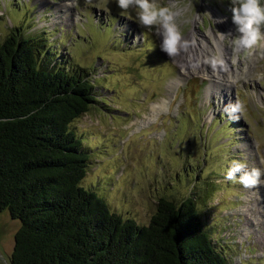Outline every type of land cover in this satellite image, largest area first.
Instances as JSON below:
<instances>
[{"label": "rangeland", "instance_id": "obj_1", "mask_svg": "<svg viewBox=\"0 0 264 264\" xmlns=\"http://www.w3.org/2000/svg\"><path fill=\"white\" fill-rule=\"evenodd\" d=\"M63 1L0 0V42L11 32L33 37L46 49L44 62L90 79L97 103L69 125L88 156L79 185L139 225L157 198L191 196L226 264H264V183H239L243 171L264 173V39L236 51L232 8L239 4L155 0L178 13L174 22L188 42L169 57L159 25H142L134 6L78 0L70 18L54 20ZM259 27L264 35V22ZM214 60L223 63L214 67ZM238 103L242 110L233 112ZM233 162L246 168L228 180ZM18 226L0 210L3 264Z\"/></svg>", "mask_w": 264, "mask_h": 264}, {"label": "trees", "instance_id": "obj_2", "mask_svg": "<svg viewBox=\"0 0 264 264\" xmlns=\"http://www.w3.org/2000/svg\"><path fill=\"white\" fill-rule=\"evenodd\" d=\"M45 51L18 33L0 42V210L19 222L5 264H226L193 197L157 198L139 225L79 185L88 156L69 125L98 98Z\"/></svg>", "mask_w": 264, "mask_h": 264}, {"label": "clouds", "instance_id": "obj_3", "mask_svg": "<svg viewBox=\"0 0 264 264\" xmlns=\"http://www.w3.org/2000/svg\"><path fill=\"white\" fill-rule=\"evenodd\" d=\"M78 0H68V6H75ZM90 3L91 0H88ZM239 7H233V23L237 25V31L240 35L234 40L236 51L240 49H252L258 45V42L264 39L261 34L260 27L264 22V9L259 7V0H235ZM117 7L122 10L129 9L134 6L139 11L137 16L144 26L159 25L158 34L162 36L161 50L169 57L177 56L180 50H187L188 42L181 40V34L174 22V17L178 14L169 10V8H157L155 0L149 3V0H116ZM255 25V27H254ZM213 66L222 61H212ZM242 106L238 103L233 108V112H239ZM233 167L229 169L226 179L232 180L236 173L242 172L246 168V164L233 162ZM262 170L260 168H252L249 171H243L239 177V183L245 188H253L261 181Z\"/></svg>", "mask_w": 264, "mask_h": 264}, {"label": "bare ground", "instance_id": "obj_4", "mask_svg": "<svg viewBox=\"0 0 264 264\" xmlns=\"http://www.w3.org/2000/svg\"><path fill=\"white\" fill-rule=\"evenodd\" d=\"M36 1H38V3H41L42 2V0H36ZM60 6H62V7H57V4H56V6L54 7V12H55V19L54 20H57V19H59L56 15H58V14H61L62 15V18L61 19H63V20H66L67 18H70V7L71 6H68V1H63V4H61ZM58 22V21H57ZM182 63V62H181ZM184 64L182 63V69L186 72V74H188V72L190 71V70H192L191 68H188L189 69V71H186V69L184 68ZM205 67L203 66V67H201V71L202 72H205ZM213 75V74H212ZM152 109V111L156 114L157 112H159L160 111V109H161V105L160 106H157V107H152L151 108Z\"/></svg>", "mask_w": 264, "mask_h": 264}]
</instances>
